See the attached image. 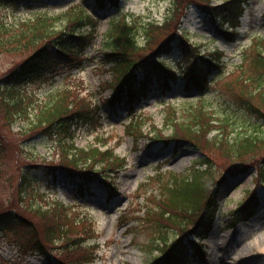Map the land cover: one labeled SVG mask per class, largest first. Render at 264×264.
<instances>
[{
	"label": "rangeland",
	"instance_id": "1",
	"mask_svg": "<svg viewBox=\"0 0 264 264\" xmlns=\"http://www.w3.org/2000/svg\"><path fill=\"white\" fill-rule=\"evenodd\" d=\"M82 1L57 0L46 12L53 15L73 3L90 7L89 2ZM225 1L181 0L179 5L176 0H120L111 16L100 17L97 38L86 51L84 65H56L51 73L17 85L14 94L21 99L17 107L3 103L8 91L2 88L1 80L27 53L13 50V30L0 34V212L17 211L39 224V217L31 213L34 209L46 210L52 204L65 206L61 209L63 215L76 224L71 234L80 235L82 245L88 244L82 247L85 256L75 258L77 264H145L142 247L162 234L171 238L174 232L157 231L155 214L160 210L156 193L160 189L154 177L161 173L167 180L170 174L186 175L193 165L209 158L213 169L205 180L210 190L216 189L218 213L212 233L201 242L203 256L189 258L184 264H264V186L257 181L256 169L264 157V143H258L245 156L206 144L207 138L211 140L221 133L231 139L245 134L264 137V68L256 67V51L264 55V0H246L241 18L231 21L234 27L229 31L236 33L233 40L216 32L199 9L209 2L219 5ZM31 9L0 6V23L17 24L19 19L34 15L36 10ZM126 26L135 30L136 46L130 59L149 56L170 36L182 33L188 38L184 44L186 52L178 54L176 49L171 55L161 56L167 61L171 59L168 65L175 75L180 77L186 71L194 47L201 54H210L212 60L220 58V72L209 78L203 94L185 89L183 79L178 78L170 93L159 96L149 92L140 106L134 105L129 111L122 106L116 114H110L106 101L118 79L102 56L108 51L110 39L121 36L119 44L126 43L121 34ZM53 97L79 108L99 104V121L78 127L70 145L67 141L60 144L53 137L31 134L36 113ZM249 101L251 106H245ZM192 115H197L202 126L211 125V133L205 136L195 129L200 139L195 140L183 130L190 140L180 138V145L164 144L179 133L178 128L191 124ZM132 122L136 124L131 127ZM140 131L144 136L139 135ZM96 147L112 151L126 162L116 173H109L116 186L111 199L99 196L101 188L96 187L95 196L79 201L64 175L53 186L34 184L33 190L38 193L34 197H21L23 165H56L74 172L92 170L94 176L103 180L105 168L92 163L83 166L87 150ZM68 153L76 155L70 158L71 162L65 160ZM76 161L80 163L76 165ZM232 171L239 172L233 176ZM254 189L262 200L255 216L240 224L233 223L230 212ZM70 247L44 245L48 261L36 254L32 241L22 231L0 230V264L70 263L74 258Z\"/></svg>",
	"mask_w": 264,
	"mask_h": 264
},
{
	"label": "trees",
	"instance_id": "2",
	"mask_svg": "<svg viewBox=\"0 0 264 264\" xmlns=\"http://www.w3.org/2000/svg\"><path fill=\"white\" fill-rule=\"evenodd\" d=\"M57 0H0V6H33L37 2L50 7L51 3ZM181 4V0H176ZM89 2L90 7L73 3L66 9L59 11L55 15L48 16L41 14L34 18L19 20L17 24L4 25L0 23V34L8 30H13L14 49L26 52L27 56L14 67H12L1 80L2 88L7 90L8 98L3 103L17 107L20 105L17 96L14 94V87L25 83L45 70L50 71L55 64L78 67L84 65L87 60L86 51L93 45L97 35L99 24V14L107 12L118 5V0H83ZM208 4V3H207ZM244 0H229L222 5L209 8L204 5L201 8H208L211 19H222L220 32L226 37L233 38V33L226 34L227 29H223V22L238 20L243 13ZM264 18V16H263ZM172 22V20H171ZM134 32V30H133ZM121 34L126 37V43L119 44L121 36L108 44L109 51L104 53L102 58L104 63L118 79L114 86L112 96L106 101L113 113L121 106L130 108L133 104L145 99L148 91H158L164 94L170 91L177 82L174 73L169 66L165 65V59H158L161 54L171 52L175 47L182 48L185 41L183 35L170 36L165 42L159 44L157 48L145 57L130 59L136 44L132 29L123 27ZM111 41V39H110ZM12 42V41H11ZM0 42V46H1ZM217 54V53H216ZM191 66L180 76L185 81L184 85L193 92L203 94L207 90L209 78L220 72V64L210 58L199 55H191L189 59ZM218 62V59L215 60ZM256 67L264 68V56L262 52L256 51ZM180 78V77H179ZM247 82V80H244ZM236 82V79L235 81ZM245 106H251L250 101ZM100 105H90L89 107H74L72 104L65 105L61 98L53 97L36 113L35 120L31 122V131L43 137H53L60 144L73 142L75 131L80 126H87L97 122L99 118ZM197 115H192L191 124L178 128V132L168 139L181 143L178 139H188V136L200 140L198 132L203 131L205 136L211 133L212 126L198 122ZM99 121V120H98ZM132 127V126H131ZM206 127H209L207 129ZM195 129L198 132H194ZM200 129V130H199ZM140 136H144L140 131ZM183 136V137H181ZM173 138V139H172ZM202 139V137H201ZM206 144L210 143L216 149H226L235 156L248 155L254 151L258 143H264V137L260 135L245 134L231 139L228 134L221 133L211 140L207 138ZM88 157L84 160L83 166L88 164H98L102 166L103 180L96 173L77 170V172L63 169L56 165L46 166L40 164L23 165L20 170L21 197H31L29 187L33 188L32 182L52 186L60 170L65 173L66 178L71 182L74 193L78 198L92 196L93 189L97 185L101 186L105 194L112 195L115 190V183L109 173H116L125 165V159H121L112 151H102L100 148H91ZM70 158H76L72 153L66 154L65 160L71 162ZM76 165L80 161H76ZM68 168V167H65ZM211 160L208 158L198 165H193L186 175H169L168 179L163 178V174L158 173L154 179L157 181L159 189L156 193L159 200L156 203L160 213L155 214L157 220V231L170 229L172 237L168 238L162 234L157 239L150 240L142 247L145 264H177L184 262L188 253L199 254L200 246L193 239L204 238L211 229L213 220L218 212L216 201V189L210 190L205 178L210 177L212 170ZM258 171L257 181L264 186V157L256 165ZM239 171H232V175H237ZM108 174V175H107ZM107 176H110L108 178ZM96 183V185H95ZM28 195V197H26ZM260 197L256 191L250 192L241 201L237 208L230 212L234 223L245 222L254 216L260 203ZM44 207L34 209L32 215L39 217V224L36 221L24 217L17 211L5 210L0 212V230L7 232L22 231L27 238H30L36 254L44 256L47 260V252L44 245H63L66 249L73 250L74 258L70 263L77 264L76 257L82 258L83 248L80 235H72L73 223L68 217L63 215L65 206L52 204L46 210ZM58 208L59 210H54ZM62 209V210H61ZM70 223V226H69ZM40 231L43 236H40ZM156 254V255H154ZM49 261V260H48ZM84 262H88L84 260ZM83 262V263H84Z\"/></svg>",
	"mask_w": 264,
	"mask_h": 264
}]
</instances>
